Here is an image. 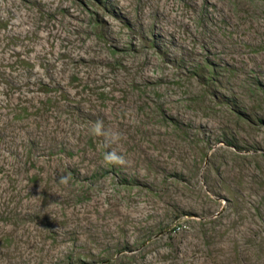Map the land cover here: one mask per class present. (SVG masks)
Segmentation results:
<instances>
[{
  "label": "rangeland",
  "instance_id": "obj_1",
  "mask_svg": "<svg viewBox=\"0 0 264 264\" xmlns=\"http://www.w3.org/2000/svg\"><path fill=\"white\" fill-rule=\"evenodd\" d=\"M0 264H264V0H0Z\"/></svg>",
  "mask_w": 264,
  "mask_h": 264
},
{
  "label": "clouds",
  "instance_id": "obj_2",
  "mask_svg": "<svg viewBox=\"0 0 264 264\" xmlns=\"http://www.w3.org/2000/svg\"><path fill=\"white\" fill-rule=\"evenodd\" d=\"M91 134L104 137L106 142L111 144L117 142L121 137L118 133H110L105 129L103 120H97L94 122L91 128ZM103 160L108 165H124L126 163L123 154L118 153L115 150L106 151L103 156ZM61 184L67 185L69 183V178L67 176H61L59 178Z\"/></svg>",
  "mask_w": 264,
  "mask_h": 264
}]
</instances>
